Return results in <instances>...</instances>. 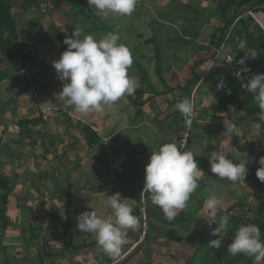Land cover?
<instances>
[{"label":"crops","instance_id":"1","mask_svg":"<svg viewBox=\"0 0 264 264\" xmlns=\"http://www.w3.org/2000/svg\"><path fill=\"white\" fill-rule=\"evenodd\" d=\"M214 1L215 0H137L135 10L131 15L110 14L107 18H102L99 16L97 14V9H95L94 6H90L88 4V0H38V4L27 9V11H22L16 7L15 11L18 14L17 19L20 32L19 38L27 46L26 53L29 52L30 48L34 49L35 58L32 65L28 69L30 83H28L27 78L21 76L16 70H14L13 65H10L9 62L0 65V71L6 72L8 74L7 77L0 80V166H4L5 164H8L12 161L10 158V153L22 143L20 141V143H18V137H21V134L28 135L31 133H26L25 131L21 130L20 124L29 121L28 125H30L31 119L37 116L38 108L41 105L65 109L70 113V115H73V120L70 121V123L65 122V119L57 121L58 124H56V122H51V125L49 128H47V130H41V128H43L42 124L37 127L33 126L34 124L31 125L33 127L32 129H35V133L37 134L36 139L40 138V140H38V147L43 146V149L47 148V138L49 135L53 136V138L57 141V151L52 149L51 152H47L43 157V167L39 168L41 169L39 171L44 174H47L49 162H51L56 157L55 155L61 153L58 150L59 147L60 149H64L66 147L67 154L71 156L70 158H78L79 160L81 158L82 163L84 162V153L81 148H86L87 143L80 132V129L83 126H90L94 129V131H97V133L100 132V134L103 132L116 134L118 132L119 126L116 123V110L113 111L112 115L108 114L107 120L105 119L104 111H89L88 113L81 114L75 111L74 106L67 105L64 98L59 96L60 92L62 91L63 83H66L67 81L61 82L57 78L55 69L52 67V62L59 60L61 54L66 50L67 46L64 45L63 41L66 37L71 36V34L75 31V28L80 29L82 34L94 35L97 40L102 38L106 32H118L120 36L124 33L130 35L134 32L140 43H148L149 38L145 37V35L152 30H155V34L158 35L157 29H159L160 39L163 40V45L166 52L161 51L160 48L156 49L155 52H162L166 54L167 59L164 58V55L161 59L160 54H156L155 56L159 57L160 59L156 61L155 59L151 58V61H155L156 74L159 76V81H161L168 89V94L167 96H164V100L160 102V104H151L149 102L151 99L148 98V95H144V99H148V101L141 100L138 102L137 98V102H135V104L139 105L140 109H138V111L141 113H145L151 117L156 115V117H159L165 114L169 119H172L171 124L166 129V131H168V138L165 140V143L175 142L179 146V141L181 140L183 134L180 133L181 122L176 118L177 114H179V111L175 108V105L185 97L190 98V95L187 93V91H193V89L198 87V92L196 94L197 110L195 112V123L193 124L191 138L189 139L184 151H191L193 153L194 159L198 164V168L201 169L203 173H201L198 178V188L191 195V198L187 203L188 206L191 204V201H195V204L200 206L198 212L184 209L176 216L175 220L167 221L161 208L154 204L155 207H152L154 210H151L150 213H147V217L148 219L151 217L152 229L158 231V233H155V235L152 234V237L158 238L160 242H170L169 239L178 241L177 239L180 238L182 240L180 242L184 243L182 244L184 249L182 246H179L177 250L187 254L182 259L186 260L190 258L191 255H193V253L196 251L201 237L207 234L206 229H209L210 225H213L214 230L218 227L219 221H217V218L221 212L231 209L238 204L237 202H242L246 199L251 200L253 193L255 194L260 192V190L264 191V183H261L255 175L257 169L260 167L258 161L261 157H264V135L260 134L259 136H256L252 130V125L259 122V113H257V111L260 109L258 105L253 99H248L246 102L241 103L240 101L238 104L231 106L227 111L221 112L219 115L214 113L212 106L215 105L214 103H217L221 98V88L213 87L212 85L209 86L208 78L213 77L211 78L212 82L218 84L221 80L223 83L226 81L228 68L221 60H217L213 66L217 67V69L211 70L213 68L212 67L207 68L204 71V75L210 73L211 71L212 72L208 75V78L205 81L206 84L204 82L205 89L202 92H200L199 86L203 82L204 78H201L197 84L191 87L192 83L194 82V77L192 71H188L187 67L194 63L193 69L196 68L198 71L200 63L206 66L208 61H211V63L213 62V49L205 46L204 43L210 40L215 45L216 40H214L213 37L217 35L221 28L225 26L222 21L223 18L221 17L218 7L215 5ZM256 3L257 0H251L248 6L238 7L239 1H237L236 6L232 8L231 14H236L237 17H239L249 9L260 8L259 10H264L263 5L262 9L260 6H254L252 8L251 5H255ZM19 4H21V2H19ZM45 4L48 8L47 13H43L40 8ZM139 8H141L143 11L139 10ZM205 10H208V26L209 28H213V31L209 34L208 39L203 42V48H208V52L202 53L199 50H196L192 58L184 61V57H180V59L176 57L177 62L175 63L171 57L173 55L179 54L180 52L191 51L194 47L190 42L194 41L197 37L196 32L194 33V28H191L193 32H184L182 28L186 27L184 20L189 19L192 23H195L194 18H200L201 16L207 17ZM146 11L148 13H146ZM149 13H151L150 15L152 17L154 16L152 20H154L156 24L151 25L149 22V18L147 17L149 16ZM198 14H201V16ZM88 23L94 25V28H88ZM215 23L217 26H219L216 29H214L213 26ZM102 24H106V28L102 26ZM108 24H110L112 28L107 29ZM204 24L205 22L201 25L203 26ZM255 26L256 25L253 21V24H251V29L255 28ZM141 28H144L143 32L139 30ZM179 39L181 42L177 41ZM171 40L173 42H178L174 48H171V53H173L172 55L167 54L170 46L166 44L167 41ZM197 43L200 42L197 41ZM184 45H186V47H184ZM256 45L261 48V54L264 56V41L257 40ZM234 46V44L229 45L227 51L229 50L239 53V50H235L236 46ZM140 59H142V57ZM170 62H173V64L169 68L168 64ZM164 65L166 67L165 69ZM171 72L172 74H170ZM141 73L142 76L139 77L141 78L139 79L140 84L145 83L146 78L143 77V74L148 76L147 73ZM200 73L201 72L196 73V78ZM175 76H177V79L174 81ZM170 77H172L173 80H170ZM216 78H220V80L216 81ZM172 88L174 90H172ZM136 94L141 95L148 93H136L135 91V93L131 96H128V98H136ZM151 97L154 98V96ZM241 100L243 101V99ZM160 106H165V108H163L160 113L156 112L155 108H159ZM106 107L107 106H104L103 110L105 109V111L110 113ZM149 118L150 117H147L146 120ZM10 120H13L12 123H8ZM112 123H116V126H113ZM77 124L80 125V128H76ZM229 124L235 125L236 132L225 134L226 127ZM113 130L116 131L111 132ZM55 131L57 134H53ZM42 132L45 141H43L41 138ZM100 134L98 135L101 137ZM101 139L103 140L102 144L106 146L108 140L104 138ZM35 140H33V142H35ZM23 144L26 145V143ZM90 150L91 151L87 156L86 161L90 160L91 168H94L95 165L98 166V168H96L98 172L93 173L95 176H93L90 180L92 185L103 186V184H108V176L104 174L103 176L106 177L103 179L99 173L101 170V163L97 162V152L100 151L99 146L90 148ZM215 150H220L227 153V158L232 159L234 164L247 161L246 167L248 169V174L243 181V184L240 182L229 181L226 178L221 179L215 174L211 173L208 159L210 153ZM78 153H80V155H78ZM94 157L96 160H93ZM114 161L113 164L115 163ZM45 162H47V165H44ZM31 167L32 169H36V167ZM20 168H22V170L25 169L24 166H22L18 167V170ZM22 170L20 169V172ZM39 171L36 170V173L40 176L41 173ZM0 175L3 178H9L8 174L0 173ZM84 176L86 177L87 175L84 174ZM32 177L35 179L34 174L31 175V178ZM31 178L28 177L26 179H30V181H32ZM110 178L113 177L110 176ZM30 181L27 182L30 183ZM256 183L258 186L254 188L253 186ZM16 187L21 188V186ZM36 190L37 189L33 184H29V188H27V191H25L23 195L20 197L15 196L13 200L8 199L9 201H7L9 204L15 205V207H19L20 209H26L28 211L35 212L36 215L37 212L34 210L32 205L34 202V194H38ZM31 191L34 193L31 194ZM212 195L217 196L223 201V205L214 211L208 210L204 207L205 200ZM236 195H238L240 200L234 199ZM0 196L3 198L4 195L0 193ZM1 203L2 202H0V204ZM1 210H3L2 206H0V212ZM205 212L208 213V217L205 215ZM36 217L38 216L36 215ZM229 218L230 217L227 216V219ZM36 219L38 223L35 222L31 224L28 229L27 226L22 227V229L25 230L23 233L29 234L27 237L28 239L25 240L23 238L20 241L19 239L15 238V232H11L12 241L10 248L6 247V258L7 252L9 251L18 257L17 258L13 256L11 258H17L18 260L29 250L31 246L36 245L37 242H32L31 235H33V230H35L34 235H37V233H39L37 232V227L43 225L42 221H40V218ZM0 220L3 219L0 217ZM6 221L10 224V227L8 228L10 229L13 225V222L10 219H7ZM232 222L233 221H228L227 228L220 232V236L223 239L233 238L232 234H230V231L228 230V227L235 228V226L232 225ZM127 231L130 232L129 230ZM1 236L2 235H0V237ZM218 238V236H214V239ZM184 239H189V242H186ZM151 244L152 243H150V245ZM154 244L155 247L159 245V243L156 242ZM167 247L169 249H176L174 246ZM180 247H182L183 250L180 249ZM59 248L60 253L56 256L57 258L62 256L61 253L66 248L65 243ZM1 249L2 248H0V251ZM156 250L158 252L168 251L159 249ZM178 251L175 252V254L181 255V253ZM71 254L73 257H75V253H72L71 250L66 252L64 255L67 256V258L69 256L68 260H71ZM93 256L94 258L97 257L95 253ZM11 258L9 260H12ZM169 258L171 260L173 259L171 257ZM2 259L3 258L0 260ZM182 259L180 260V263L184 261ZM95 261L98 260L96 259ZM28 262L24 264H27ZM105 262L108 264L106 259H104V261H98L95 264H104ZM158 262L160 261L155 262L154 259L152 260V264H157ZM12 263H14V261H12ZM38 263L41 264L42 262ZM162 263L166 264L163 260ZM43 264H46V262ZM169 264L177 263L173 261Z\"/></svg>","mask_w":264,"mask_h":264},{"label":"rangeland","instance_id":"2","mask_svg":"<svg viewBox=\"0 0 264 264\" xmlns=\"http://www.w3.org/2000/svg\"><path fill=\"white\" fill-rule=\"evenodd\" d=\"M139 10L143 11L141 8H139ZM146 13L148 12L146 11ZM205 13L207 17H202L201 14H198L201 17L194 18L195 23H192L189 19L184 20L186 26L182 27L184 32H193L191 28H194V33L196 32L197 37L194 41L190 42L194 47L191 51L180 52L179 54L173 55L171 57L175 63L177 62L176 57L179 59L180 57H184V61L192 58L196 50H199L202 53L208 52V48H203V42L208 39V36L213 31V28H209L208 26V10H205ZM150 14L151 13H149V16L147 17L149 18V22L151 23V25H154L156 24V22L152 20L154 16L152 17ZM204 22L205 24L202 26L201 24ZM87 25L88 28H94V25L90 23H88ZM102 26L106 28L107 25L102 24ZM213 26L214 29L219 27L216 23L213 24ZM110 28L112 27L110 24H108L107 29ZM143 29L144 28H141L139 30L143 32ZM101 30L104 31L103 29ZM157 34L158 35L155 34V30L148 32L145 35V37L149 38L148 43H140L138 38H136V34L134 32L130 35L124 33L120 36L119 43L125 44L130 49L133 57V64L129 69V75H135L139 78L140 76H142L141 72L148 74L147 78L145 79V83L140 84L141 87L140 89L136 90V93L148 94H136V98H128L127 95H125L116 102L114 108L109 106L106 107V109L110 111V113L105 111V109L103 110L106 120L108 119V114L112 115L113 111L116 110V123L119 126L118 132L116 134L109 132L104 133L103 131V133L101 134L100 132L98 133L101 135V138L108 140L107 145L105 146L101 144L99 146L100 151L97 152V162L101 163V170L99 171V173L101 177H103V179L108 176V184H103V186L92 185V182L90 180L93 176H95V174L93 173L98 172V170L96 169L98 168V166L95 165L94 168H91L90 160L86 161L87 156L91 151L86 144H84L86 145V148H81L84 153L83 163L81 158L80 160L78 158H70L71 156H69L67 152L66 155L62 156L63 153L61 152L60 154L58 153V155H55L56 157L51 162H49L47 174H44L39 171L41 170L39 168L43 167V157L47 152H51L52 149H54V146L57 145V141L53 138V136L49 135V137L47 138V148L43 149V146L38 147V140H40V138L36 139L37 134L33 129H29L28 132L31 133H29L28 135L21 134L22 136L18 137V143H22L10 153V158L12 159V161L8 164H5L4 166H0V168H2L0 169V173L8 174L10 178L8 179L9 181L11 180L10 186L12 185V192L10 196L8 195L7 200H13L15 196L20 197L21 195H23L24 192L27 191V188H29V184H33L36 187V192L38 194H34V202L32 203V205L34 207V210L37 212L36 215L38 217H36L35 212L28 211L26 209H20L19 207H15V205L9 204L8 202V205L5 209V216L7 219H10L13 222V225L6 231L0 228V235H2L0 237V248L3 249H1L0 251V259L3 258L2 260H0V264H11L12 261H14V263L12 264H24L28 261L29 262L27 264H39V259L43 258L44 256L47 259V261H45L47 262V264H93V262L95 264L98 261H104V259L107 260V263H110L112 261V259L107 254L100 250L98 245H96L95 247L88 245L90 240L88 238V234L87 232H79L77 228V218L80 216V214L86 211H94L98 216H102L105 218L111 216L112 209L107 204V196H111L117 192L121 193V196L123 198L135 200L133 207H136L138 202L140 203V205H138L140 207L145 200L144 192H142L145 180V166L149 162L151 152L156 150L159 146L166 142L165 140L168 138V131H166V129L172 122V119H169L165 114L159 117H156L157 115L151 117L150 115L141 113L138 111V109H140L139 105L135 104V102H137V98L138 102L141 100L148 101V99H144V95H148V98L151 99V101H149L151 104H160V102L164 100V96H167L168 94V89L163 85L161 81H159V76L156 74L155 61H151V58L155 59L156 61L160 59L159 57L155 56L156 54H160L161 59L163 55L164 58L167 59L166 54L162 52H155V50L158 48H160L161 51L166 52L163 45V40L160 39L159 29H157ZM177 41L181 42L180 39ZM197 41L200 43H197ZM166 44L170 46L167 54L172 55L173 53H171V48H174V46H176L178 42H173L171 40L167 41ZM184 47H186V45H184ZM141 57L142 59H140ZM210 63L211 61H208L206 66L200 63L197 73H201L197 75L196 80L192 83L191 87L197 84L201 78H204L203 82L199 86L200 92L205 89L204 82L208 78V75L212 72L211 70L217 69V67H213L211 70H209L211 71L210 73L204 75V71L209 68ZM172 64L173 62H170L168 64V67L170 68ZM166 67L164 65V69ZM193 67L194 63L191 66L187 67V70L193 71L195 69H193ZM170 74H172V72ZM211 78L213 77L208 78V85L217 87L218 83L212 82ZM169 79L173 80L172 77H170ZM176 79L177 76L174 77V81ZM219 80L220 78H216V81ZM192 92L193 91L190 90L187 91L190 96ZM151 96H154V98H152ZM163 108H165V106H160L159 108L156 107L155 111L160 113ZM61 110L63 111V113L67 112L65 109ZM147 117L150 118L146 120ZM12 121L13 120H10L8 121V123H12ZM57 121L56 124H58ZM51 122L55 123V121ZM51 122L43 123V128H41V130H47V128L50 127ZM116 123H112V125L116 126ZM115 131L116 130H113L111 132ZM41 134V138L43 139V141H45L43 132ZM53 134H57V132L55 131L53 132ZM33 140H35V142H33ZM23 143H26V145ZM78 155H80V153H78ZM93 160H96V158L94 157ZM113 161L115 162L114 164ZM46 163L47 162H45L44 165ZM22 166H24L25 169L22 170V168H20L22 170L20 172V169L18 170V167ZM31 166L36 167V169H32ZM36 170L41 173L40 176L37 175ZM32 174H34L35 179H33V177L31 178ZM84 174H86L87 176L85 177ZM104 174L106 176H103ZM110 176H112L113 178H110ZM28 177H30L32 181H30V179H26ZM67 178L69 179V181ZM27 181H30V183ZM16 186H21V188ZM257 186L258 184L256 183L253 187L255 188ZM0 193L6 195V192H4L3 190H1ZM30 193L32 194L34 192L31 191ZM45 198H47V200H49L48 198H51L54 199V201H52L51 203H47L45 202ZM0 199V202H3V198L1 196ZM146 199L149 202V206L152 208L154 204L152 203L151 195L149 193ZM234 199L240 200L238 195H236ZM69 200L71 201V205L69 206L71 208H68L66 206L67 201ZM243 202H250V200L246 199ZM0 206L3 205L0 204ZM199 208L200 206L195 204V201H191V204L188 205L185 209L198 212ZM205 215L208 217V213L205 212ZM68 217H73L76 219V221L71 223ZM36 218H40V221H42L43 227L45 229L48 226L50 227V229L48 230L49 236L47 237V239H45L44 234H42L39 238H36L38 239L35 241L37 242L36 245L31 246L29 250L18 260V257L14 253H10L9 251L7 252L6 258V247L10 248L12 241L11 232L14 231L15 238L19 239L20 241L23 238L25 240L28 239L27 237L29 234H24L23 231L25 230H23L22 227L27 226L28 229L31 224L35 222L38 223ZM67 223H70V229L66 227ZM63 229H65L67 235H65L66 233H64ZM128 230L133 231L132 229ZM154 238L153 242H150L152 243L151 245L150 243H147L140 246L138 255L134 256L130 260L129 264H152L153 259L155 260V262L160 261L157 264H163L162 260L166 264H169L173 262L174 259L181 260L184 256L187 255L186 253L177 250L179 246L183 247L182 244L184 243L175 241L174 239H169L170 242H160L158 238ZM129 240L130 239L127 238V243L122 246L121 253H124L126 245L131 243L129 242ZM184 240L186 242H189V239ZM231 240L232 239H224L222 247L220 249H217V251H223L224 248L227 249V246L231 242ZM44 241H47V247H45ZM155 242L159 243L157 247H155ZM64 243L66 248L64 251H62V256H59L57 258L56 256L60 253V251H58L60 250L59 247H62ZM135 246L136 245L134 244L131 248H134ZM167 246H174L176 247V249H169ZM182 247H180V249H182ZM154 249H169L165 254L173 258V261L166 255H162V252L155 251ZM69 250H71L72 253H75V257H73L71 254V260H68L69 256L67 258V256L64 255L66 252H69ZM177 251L180 252L181 255H176L175 252ZM94 253L97 256L96 258H94L93 256ZM13 256L17 258H11ZM10 258L12 260H9ZM211 258L213 259L214 255ZM96 259L98 261H95ZM233 259H235L236 261H233ZM226 260L227 261H225L223 264H246L247 262L246 258L240 255L232 256ZM104 264H106V262Z\"/></svg>","mask_w":264,"mask_h":264},{"label":"clouds","instance_id":"3","mask_svg":"<svg viewBox=\"0 0 264 264\" xmlns=\"http://www.w3.org/2000/svg\"><path fill=\"white\" fill-rule=\"evenodd\" d=\"M136 2L137 0H88V4L94 6L97 9V14L102 18H107L110 14L131 15L135 10ZM119 41L118 32H108L97 40L94 35L82 34L78 28H75L71 36L64 39L63 43L67 46L66 50L61 54L59 60L52 62V67L61 82L67 81L63 83L59 96L64 98L67 105L74 106L76 112L81 114L89 111L101 112L104 106L114 108L121 97L131 96L137 89H140L139 78L135 75H129V69L133 64L132 53L125 44L119 43ZM239 47L244 49L246 42L241 41ZM255 56L256 53L249 50L248 54H245L238 63L243 66L248 58L255 59ZM242 71L247 72L249 69L242 67ZM235 76L241 77V72H236ZM217 87H225L222 80ZM242 87L253 94L254 101L260 109L259 120L264 122V74L252 76ZM228 91L230 94L231 90ZM175 108L184 117L186 126L190 127L195 123L192 119L194 105L190 98L181 99L176 103ZM68 113H62L58 121L67 116L73 120V115H68ZM51 121L56 122L57 120H50L45 123ZM32 128L31 126L29 129ZM252 130L256 136H259L264 131V123L253 124ZM235 131V125L229 124L225 134H231ZM226 154L220 150L210 153L208 163L211 173L221 179L226 178L229 181L243 184L248 174L247 161L234 164L233 160L228 159ZM258 163L260 167L255 175L261 183H264V157H261ZM201 173L203 171L198 168L191 151H184L175 142L164 143L151 152L149 162L145 166L142 192L151 195L152 203L161 208L167 221H173L187 207L191 195L199 186L198 178ZM255 194L262 197L259 192ZM254 197L255 195L252 196L250 202H237V205L218 215L219 224L212 235L219 238L210 241L209 247L213 249L222 247L224 239L220 236V232L227 228L228 221L235 217L243 221V218L237 215L228 216L230 218L227 219L225 214L236 209L240 210L246 204H253ZM134 203L135 200L123 198L121 193L117 192L107 196V204L112 209L111 216L105 218L98 216L94 211H86L77 218L79 232L95 234L100 250L112 259L108 264L121 263L146 239H150L148 243L154 240L152 233L155 235L156 230L148 224L147 202L144 200L140 208L141 211L145 209L149 231L140 242L144 233V225L142 224V234L138 236V241L131 245V247L134 244L136 246L125 248V252L121 253L122 246L127 243V230L136 229L140 223L139 218L132 214ZM222 205V199L215 195L210 196L204 202V207L211 211ZM142 219L144 223L143 213ZM227 251L233 256L243 254L253 259L254 264H264V240L261 239L259 226L240 224L227 246Z\"/></svg>","mask_w":264,"mask_h":264},{"label":"trees","instance_id":"4","mask_svg":"<svg viewBox=\"0 0 264 264\" xmlns=\"http://www.w3.org/2000/svg\"><path fill=\"white\" fill-rule=\"evenodd\" d=\"M237 1H239L238 7H243V6H248L251 0H226L223 2V6H219L218 10L219 13L221 15V17L223 18L222 21L224 23V27L221 28L219 30V32L217 33V35H215L213 38L214 40H216L215 46H219L220 43L222 42V35H224L234 24L235 20L237 19V15L234 14L232 15V8H234L236 6ZM19 2H21V4H19ZM38 4V0H0V65L9 62L10 65H13V69L17 71L18 67L22 66L23 64H25L24 61V56L26 55V51H27V46L24 42H22V40L19 38V25H18V19H17V12L15 11L16 7H18L20 10L22 11H27V9L33 7L34 5ZM262 5L264 6V0H257V3L255 5H251L252 8L254 6H260L262 9ZM264 8V7H263ZM260 9V8H258ZM264 11V10H262ZM251 24H253V20L251 18L248 19H241L235 26V30L233 31V36H232V43L236 46L235 50H239V53H244L246 51L252 50L256 53V56H258L259 60H258V66L264 65V56H262L261 54V48H259L256 45V41L257 40H262L264 41V33L262 32V30L258 27L255 26V28L251 29ZM244 35V36H243ZM243 36L245 41H246V47L244 49H241L238 45H236L235 42V38L236 37H241ZM213 58H214V53H213ZM197 66V64H196ZM196 73H197V69L195 68L192 71L193 74V81L196 80ZM255 75V74H254ZM8 74L6 72L0 71V80H2L3 78L7 77ZM144 78H147V75L143 74ZM244 83H238V82H233L231 80L230 74L228 73L227 75V79L224 82L225 87L221 88V98L219 99V101L217 103H215V105L212 106V109L214 110V113L217 115L221 114V112H225L228 110V108H230L233 105L238 104L240 101L242 102H246L248 99H253V95L249 92H247L243 87ZM152 86V85H151ZM231 90L230 94L228 90ZM172 90H174L172 88ZM243 99V101L241 100ZM257 113L260 114V110L257 111ZM177 120L181 122V126H180V133H182L183 131H185L186 125L184 123V117L179 113L176 116ZM259 118V116H258ZM257 118V119H258ZM65 122L70 123V121H72L71 117L67 116L64 118ZM256 119V120H257ZM61 120V119H60ZM27 121V120H26ZM32 122V123H31ZM259 122H262L259 120ZM29 121H27L26 123H21L20 127L21 130L25 131L26 133L29 131V128L31 127L32 124H34L33 126H39L43 123H45L41 117L36 116L35 118L31 119L30 121V125H28ZM264 123V122H262ZM80 125L77 124L78 128ZM80 128V127H79ZM80 132L83 135L84 140L87 143V146L89 148H94L96 146H100L103 143V140L101 139V137L98 135V133L96 131H94L92 129V127L90 126H83L80 129ZM192 135V130L190 132V136L188 138V140L191 138ZM189 142V141H188ZM180 143V141H179ZM188 144V143H187ZM57 146H54L55 151H57ZM186 149V148H185ZM184 149V150H185ZM58 150L60 152L63 153V155H66L67 149H60V147L58 148ZM62 150V151H61ZM68 179V178H67ZM69 181V179H68ZM0 189L3 190L4 192H6V195L3 196V202L1 203L2 209L0 212V217L3 220H0V228L4 229V231H6L9 227L10 224L7 223V219L5 216V206L7 205V198L8 195L11 193V186H10V181L8 178H3L0 175ZM262 194L261 197V202L257 208V215L253 220H250L249 222L245 223L244 219L243 221L241 219H232V225L235 226V228L233 227H228V230L230 231V234H232V236H234L236 230L238 229L240 224H255L258 225L261 231V239L264 240V191L260 190V192ZM145 195V200L147 202V206H146V212L150 213L152 209L149 205H148V201H147V196L148 193L144 192ZM255 194L253 193L252 196H254ZM49 200L46 201L47 203H51L52 201H54V199L48 198ZM240 204V203H239ZM71 205L70 200L67 201L66 206L69 207ZM138 205H140V203L138 202V204L136 205V207H133V215H135L136 217L139 218V226L136 229H132L133 231L128 232V236L130 238L129 244L126 245L125 248H129L131 247L132 243H135L138 241V236L140 234H142V224H143V219H142V211H141V206L139 207ZM54 207V206H53ZM69 220L72 222H75L76 219L73 217H68ZM148 224L151 226L152 225V221H151V217L148 219ZM67 228H71L70 223L66 225ZM152 227V226H151ZM50 229V227H46V229L43 227V225H40L39 227H37V235L35 234V230H33V235L32 236V242L38 240L36 238H39L42 234H44L45 239H47L48 235V230ZM64 233H66L65 229ZM207 234L203 235L200 239V243L198 244V247L196 249V251L193 253V255H191L190 258L184 260L182 263H180V260H176L174 259V261L177 264H223L225 261H227L226 259L232 257L233 255H231L227 249L224 248L223 251H217V249H213L211 247H209L210 241L215 240L214 239V235H212L214 229H213V225H210V228L206 229ZM156 233H158V231H155ZM31 234H32V230H31ZM88 238L89 243L88 245L90 246H96L97 245V240H96V236L93 233H88ZM67 235V233L65 234ZM128 238V239H129ZM132 238V239H131ZM178 242L182 241L180 238L177 239ZM150 241V239H146L145 242H143V244H147ZM47 241H44V245L45 247H47ZM142 244V245H143ZM141 244L136 248V250H134L130 255H128L121 263L119 264H129L130 260L138 255V251L140 249ZM125 250V249H124ZM155 251H157L156 249H154ZM166 252H162V255H166ZM214 255V258L212 259L211 257ZM50 256V255H49ZM167 256V255H166ZM238 256V255H236ZM240 256H243L244 258H246L247 262L246 264H254L253 259L241 254ZM45 261H47L46 257L44 256L43 258L39 259V262H42L41 264H43ZM233 261H236L235 259H233ZM47 264V262H46ZM48 264H53V263H48Z\"/></svg>","mask_w":264,"mask_h":264},{"label":"built area","instance_id":"5","mask_svg":"<svg viewBox=\"0 0 264 264\" xmlns=\"http://www.w3.org/2000/svg\"><path fill=\"white\" fill-rule=\"evenodd\" d=\"M226 0H215L214 3L217 7L219 6H223V2ZM41 11L43 13H47L48 8L45 5H42L41 7ZM244 18H251L255 25L258 26L262 32L264 33V11L259 10V9H249L247 11L244 12L243 15L237 17V19L235 20L234 24L232 25V27L224 34L222 35V42L220 43L219 46H215L213 44V42L211 41H206L204 43L205 46L213 49L214 52V60L213 62L210 64L209 68H212L217 60H221L225 63V65L228 68V73L230 74L231 80L233 82H238V83H246L249 79H251L252 76H254V74H264V65L261 64V66H258V56H255V59L252 58H248L245 61V64L243 66H241L238 62L240 59L244 58L245 54H248V51L244 52V53H235L234 51H227L228 46L229 45H233L232 43V36H233V31L235 30V26L236 24ZM244 41L245 39L241 36V37H236L235 38V44L239 46L240 42ZM35 58V53H34V49L30 48L29 52L26 53V55L24 56V61L25 64H23L21 67L19 66L17 69V72L27 78L28 83H30V79H29V75H28V69L30 68V66L32 65L33 61ZM242 67L248 68L249 71L244 72L242 71ZM241 72V77L237 78L235 76L236 72ZM197 88L193 90L190 99L193 102L194 105V113H193V123L195 122V112H196V94H197ZM253 95V94H252ZM63 111L60 108L57 107H52V106H48V105H41L38 108L37 111V116L41 117L42 120L44 122H48L50 120H58L61 115H62ZM68 115H70V113H68ZM193 125V124H192ZM192 125L190 127L186 126L185 131L183 133V136L180 140V147L183 148V150L186 148L187 143H188V138L190 136V132L192 130ZM234 125V124H232ZM236 132V131H235ZM261 134L264 135V131L261 132ZM261 202V196H259L258 194H255L254 197V203L255 205L252 204H246L242 207V209L238 210H234V211H230L229 213L225 214L226 216H233V215H237L240 216L244 219L245 223L249 222L254 216H256L257 214V207L259 206ZM143 216H144V233L142 238L140 239V242L145 238L146 234L149 231V227L146 221V212L145 209H143L142 211Z\"/></svg>","mask_w":264,"mask_h":264}]
</instances>
